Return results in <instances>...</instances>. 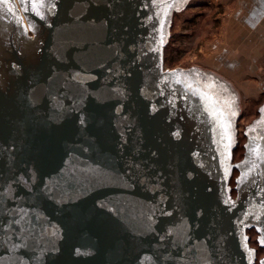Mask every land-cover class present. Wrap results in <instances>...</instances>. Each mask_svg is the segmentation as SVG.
Segmentation results:
<instances>
[{
	"label": "water",
	"instance_id": "95a60500",
	"mask_svg": "<svg viewBox=\"0 0 264 264\" xmlns=\"http://www.w3.org/2000/svg\"><path fill=\"white\" fill-rule=\"evenodd\" d=\"M186 2L9 1L0 264H264V104L234 163L215 80L163 67Z\"/></svg>",
	"mask_w": 264,
	"mask_h": 264
},
{
	"label": "rangeland",
	"instance_id": "374dc122",
	"mask_svg": "<svg viewBox=\"0 0 264 264\" xmlns=\"http://www.w3.org/2000/svg\"><path fill=\"white\" fill-rule=\"evenodd\" d=\"M244 2L246 0H189L185 10L173 14L163 50L164 69L213 73L227 81L237 95L240 116L234 163L244 156L245 128L259 117L258 110L264 104V46L253 44L254 33L248 34L243 28L239 16L244 12ZM242 34H245L244 40H241ZM242 42L249 44L248 49L240 46ZM247 52L246 59H240V55ZM239 61L242 64L238 65ZM238 174L232 175V187ZM254 233L253 230L248 232L250 246L257 250L258 259L264 256V248L257 246Z\"/></svg>",
	"mask_w": 264,
	"mask_h": 264
},
{
	"label": "flooded vegetation",
	"instance_id": "af4514ba",
	"mask_svg": "<svg viewBox=\"0 0 264 264\" xmlns=\"http://www.w3.org/2000/svg\"><path fill=\"white\" fill-rule=\"evenodd\" d=\"M9 1L10 0H0V25L6 26V27H8L6 25V24H8V23H6L7 20H9V21L12 20V19H10L11 17H10V11H9V9H10ZM179 1H181V0H179ZM186 1L187 2L185 4V7H187V3H188L189 0H186ZM175 3H178V1L175 2ZM182 10H180V11H182ZM180 11H174L172 13V16H173L174 13L180 12ZM2 22H5V23H2ZM190 72L192 74H195V75L196 74H202V76L203 75L212 76L211 80H215V84L214 85H215L216 94L221 96V97H223V98L225 97L226 98V103H227V105L223 103L222 105L217 107L219 112H220V115H216V116L220 117L222 115L221 114L222 113L221 109L223 108L225 110V107H226V110H228V113L230 115H232L233 117H235L236 120H238V118L240 116L239 106H238V97L235 94V92L233 91V89L230 87V84L227 81H225L224 79H222L220 76L215 75L213 73L201 72V71H197V70H194V69H190ZM189 84L192 86L190 81L187 83V85H189ZM233 113H234V115H233Z\"/></svg>",
	"mask_w": 264,
	"mask_h": 264
},
{
	"label": "crops",
	"instance_id": "0c3cea01",
	"mask_svg": "<svg viewBox=\"0 0 264 264\" xmlns=\"http://www.w3.org/2000/svg\"><path fill=\"white\" fill-rule=\"evenodd\" d=\"M244 12L239 16L242 21L243 28L246 29V33H254V42L260 43L264 46V0H246L242 3ZM256 36V38H255ZM245 39V34H242V39ZM252 44V45H253ZM248 43L242 42L241 47H244V50L248 49ZM251 53V52H250ZM247 53H243L240 56V59L243 58V61L246 59L245 56H248ZM242 61H239V64Z\"/></svg>",
	"mask_w": 264,
	"mask_h": 264
},
{
	"label": "snow or ice",
	"instance_id": "6c2138e0",
	"mask_svg": "<svg viewBox=\"0 0 264 264\" xmlns=\"http://www.w3.org/2000/svg\"><path fill=\"white\" fill-rule=\"evenodd\" d=\"M33 7L35 8V7H37V5H33ZM9 11H11V9H9ZM179 82H180V81L177 80V83H179ZM188 88L191 89L192 86L189 84V85H188ZM198 92H199V90L197 89V90H194L192 94H193V95H196V94H198ZM203 99H204V101L206 102V104L209 105V106L213 103L212 98H211L207 93H204V94H203ZM261 111L264 112V109H261ZM212 115H213V116L216 115V112H215L214 110L212 111ZM233 115H234V113H233ZM262 123H264V121H262ZM221 127H224L225 136H227V135H228V127L225 126V125L223 124V122H221ZM229 139H230V137H229ZM261 243H264V240H262Z\"/></svg>",
	"mask_w": 264,
	"mask_h": 264
},
{
	"label": "trees",
	"instance_id": "16d2710c",
	"mask_svg": "<svg viewBox=\"0 0 264 264\" xmlns=\"http://www.w3.org/2000/svg\"><path fill=\"white\" fill-rule=\"evenodd\" d=\"M234 192V191H233ZM235 193V192H234Z\"/></svg>",
	"mask_w": 264,
	"mask_h": 264
}]
</instances>
